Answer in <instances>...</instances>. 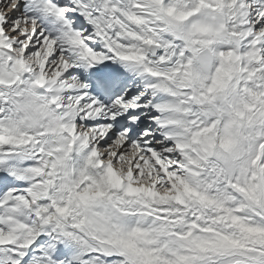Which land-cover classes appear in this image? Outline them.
Instances as JSON below:
<instances>
[{
  "label": "snow or ice",
  "instance_id": "6c2138e0",
  "mask_svg": "<svg viewBox=\"0 0 264 264\" xmlns=\"http://www.w3.org/2000/svg\"><path fill=\"white\" fill-rule=\"evenodd\" d=\"M0 264H264V0H0Z\"/></svg>",
  "mask_w": 264,
  "mask_h": 264
}]
</instances>
